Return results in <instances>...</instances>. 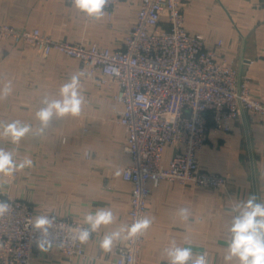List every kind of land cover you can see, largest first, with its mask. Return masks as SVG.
I'll return each mask as SVG.
<instances>
[{
    "label": "crops",
    "instance_id": "obj_1",
    "mask_svg": "<svg viewBox=\"0 0 264 264\" xmlns=\"http://www.w3.org/2000/svg\"><path fill=\"white\" fill-rule=\"evenodd\" d=\"M25 1L28 13L16 20L23 28L39 27L59 40H85L116 48L131 28L142 0H122L111 18L104 11L103 18L93 22L66 0ZM185 15L187 28L202 33L209 44L223 40L221 55L249 80L251 95L264 102V0H191ZM7 47L0 41V88L11 81L13 91L0 99V120L5 114L7 121L20 120L38 130L35 113L41 100L59 98L60 87L79 72L84 73L81 93L86 103L78 117H53L44 132L42 155L30 157L33 167L19 171L15 183L0 178V190L26 199L38 211H54L81 221L100 209H110L116 216L115 223L94 233L85 257L66 258L55 250L38 248L33 264H110L118 246L127 240L115 244L111 252L101 250L99 242L119 225H129L132 192V184L123 176L130 157L124 151L126 130L117 120L121 107L115 98L117 86L99 85L97 72L65 53L44 56L30 45ZM7 57L12 58L11 73L4 76ZM173 154L172 147L165 149L166 165ZM199 160L203 168L226 176L227 185L210 188L177 180L150 182L146 217L154 220L139 254L141 264L168 262L163 250L172 240L191 247L194 257L208 252L209 264H225L228 228L237 214L232 209L250 195L264 202V117L247 113L234 122L229 133L212 129ZM181 207L191 212L188 222L180 219Z\"/></svg>",
    "mask_w": 264,
    "mask_h": 264
},
{
    "label": "built area",
    "instance_id": "obj_2",
    "mask_svg": "<svg viewBox=\"0 0 264 264\" xmlns=\"http://www.w3.org/2000/svg\"><path fill=\"white\" fill-rule=\"evenodd\" d=\"M121 1L108 0L104 11L110 18ZM190 1L142 0L131 28L116 48L85 40H59L39 27L18 31L0 27V34L14 35L44 56L59 51L76 58L98 73L99 85L117 86L115 98L121 106L117 120L126 130L124 151L130 157L123 173L132 184L129 225L146 217L150 182L177 180L225 187L227 177L203 168L199 160L212 129L229 133L234 122L247 113L264 117V102L251 95L249 80L221 55L223 40L209 44L202 33L187 28L185 10ZM167 147L174 149L168 165L164 163ZM0 200L11 206L0 216V264H33L40 238L33 224L42 215L54 218L50 250L66 258L86 256L94 233L85 244L73 239L78 227H88L84 221L38 211L15 196L0 194ZM144 240L145 234L119 245L110 264H141Z\"/></svg>",
    "mask_w": 264,
    "mask_h": 264
},
{
    "label": "clouds",
    "instance_id": "obj_3",
    "mask_svg": "<svg viewBox=\"0 0 264 264\" xmlns=\"http://www.w3.org/2000/svg\"><path fill=\"white\" fill-rule=\"evenodd\" d=\"M108 0H71V6L84 13L88 17L100 20L105 15L104 9ZM83 72L69 76L58 93L56 99L45 96L41 100V107L36 111L35 118L38 121V130L32 133V137H38L49 127L53 117L63 119L65 117H78L82 107L86 103L81 93V76ZM13 91L11 81L0 88V99L9 96ZM32 128L30 124L20 120L11 122L0 120V138L8 137L13 145H18L26 137ZM33 167V160L25 156L18 162L14 159L12 151H6L0 147V178H11L16 172ZM7 201L0 200V216L10 210ZM237 214L233 217L228 228L230 239L226 241V251L223 259L225 264H264V202H257L255 195H250L246 200L237 203L232 209ZM180 219L188 222L191 212L187 207L178 209ZM116 216L110 209H100L95 213H87L84 223L88 227H78L75 230L74 240L81 244L89 241L92 233L97 232L101 226L115 223ZM154 218L140 217L131 225L121 224L113 231L107 232L99 242V248L104 252H111L114 245L121 240H130L146 234L152 226ZM54 224V218L38 216L33 224L34 230H38L40 238L36 241L42 251H48L53 247L55 237L49 232ZM188 237H185V242ZM60 247V245H57ZM169 264H209L208 253L202 252L193 256L191 247H182L172 240L170 245L163 250Z\"/></svg>",
    "mask_w": 264,
    "mask_h": 264
},
{
    "label": "rangeland",
    "instance_id": "obj_4",
    "mask_svg": "<svg viewBox=\"0 0 264 264\" xmlns=\"http://www.w3.org/2000/svg\"><path fill=\"white\" fill-rule=\"evenodd\" d=\"M0 5L2 7V9H0V15L2 16V19L0 20V27L7 28V26H10L11 28H14L17 31L26 29L20 26V24L16 22V20H22L23 18H25V16L28 13L26 11L28 3L25 0H3V2L0 3ZM0 41L2 42L3 47H6V46L10 47L14 44L23 46L25 48L27 45L32 46L31 44L27 42L18 41L14 35H11L9 33L0 34ZM7 59H8V62H4L3 64L4 65L3 70L5 71V73L3 74L4 76L5 74L11 73V64H12L11 62L12 61L10 60H12V58L7 57ZM6 116L7 115L4 114L1 119L3 121H7L8 119ZM13 120H16V119L10 118V121H7V122H11ZM36 131L32 130V132H30L26 137H24L18 145H13L8 137L0 138V147H2L6 151H12L13 156H15L14 159L17 162L19 161L17 157L19 155L24 156V157L25 156L32 157V156L40 155V154L42 155V151H43L42 141L44 140V136L46 133L41 134L39 138L38 137L34 138L32 137V133ZM38 164H41V163L40 162L34 163V165H38ZM17 173L19 174V172ZM18 174L16 175L15 173L13 177L8 178L9 181H11L12 183H15L18 178ZM0 194H7V192L0 190ZM20 199H23V198H20ZM23 200H26V199H23Z\"/></svg>",
    "mask_w": 264,
    "mask_h": 264
}]
</instances>
